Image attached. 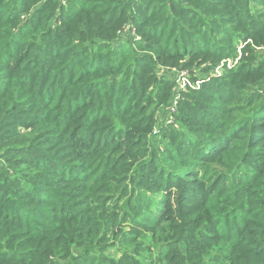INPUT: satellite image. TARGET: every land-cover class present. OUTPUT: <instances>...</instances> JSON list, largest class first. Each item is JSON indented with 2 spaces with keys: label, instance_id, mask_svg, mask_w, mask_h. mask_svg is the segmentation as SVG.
Returning a JSON list of instances; mask_svg holds the SVG:
<instances>
[{
  "label": "trees",
  "instance_id": "trees-1",
  "mask_svg": "<svg viewBox=\"0 0 264 264\" xmlns=\"http://www.w3.org/2000/svg\"><path fill=\"white\" fill-rule=\"evenodd\" d=\"M68 1L78 7L67 8L64 0H0V264H135L125 256H96L99 244L116 238L100 215L124 200L122 218L130 234L139 227L140 212L129 207L125 192L131 193L135 182L154 188L159 181L177 193L160 199L158 214L147 212L141 223L142 232L156 239V229L163 231L162 222L171 221V232L159 239L157 264H264V107L250 122L233 124V133H220L209 153L193 154L215 156L236 176L238 166L254 156L261 161L258 171L247 179L225 178L226 185L213 180L206 190L204 177L194 171L172 167L155 173L151 159L137 162L122 151L114 155L124 144L110 137L114 130L140 138L151 130L145 83H154L156 92L174 84L160 74L162 68L183 63L207 73L229 57L230 42L235 49L243 41V55L248 50L253 55L184 93L160 138L175 152L191 145L189 133L201 129L200 122L207 129L220 126L222 115L203 111L202 105L226 114L214 100L228 101L229 90L239 91L236 82L247 76L264 77V52L257 55V47L264 46L257 39V32H264V0ZM119 20V32H130H117L113 24ZM243 88L255 99L264 81ZM237 130L245 133L236 137ZM235 138L243 144L232 142ZM7 166L23 170L25 188L13 187L22 178L11 177ZM131 169L141 179L123 174ZM124 180L110 192V184ZM221 197L227 204L216 217L211 207L220 208ZM234 214L243 217L232 224Z\"/></svg>",
  "mask_w": 264,
  "mask_h": 264
},
{
  "label": "rangeland",
  "instance_id": "rangeland-1",
  "mask_svg": "<svg viewBox=\"0 0 264 264\" xmlns=\"http://www.w3.org/2000/svg\"><path fill=\"white\" fill-rule=\"evenodd\" d=\"M65 1V7L67 8H76L78 7V4L75 6H72V3H70L68 0ZM140 1V0H138ZM151 7H149L148 12H150ZM258 10V8H256ZM254 11L255 14L256 10ZM256 17H259L257 15ZM113 26L118 27V33L125 35L126 32H130L129 29H125L122 32L121 31L123 25H120V20L115 22ZM258 36L257 39L261 40L264 42V32L258 31ZM127 34V33H126ZM136 36L135 39H140V36L136 33H134ZM134 39V40H135ZM243 40L242 38H239V41ZM253 42V39L251 40ZM246 42H240L235 49H233V42H230L229 45V57L228 58H223L221 61H219V64L209 72H200L197 70V67L194 66L193 70L191 71L190 69L184 67L183 63H180L179 66L175 65L173 67H166L162 68L164 70L163 72H160L162 75L163 73L166 74L165 77L167 80H172L174 81L173 86H170V82L166 83L162 88V91H157L155 90V85L154 83H149V81H146V86H147V95H149V99L145 100L143 103L145 105H149L150 109L152 111V116H153V125L151 127V130L148 131L147 133H143L142 137L138 136L139 134L134 135V133L129 136L125 135H120L118 136L115 133V130L110 133V137L113 139H118L121 138L124 146L122 148H119L117 152L114 153L116 155L120 151L122 153H128L131 154L136 161H142L143 159H151L153 162L154 167L156 168L155 173H159L162 170H168L171 169L172 167H178V169L181 170V173H186V172H196L198 177H204V182L202 183L203 187L206 190V187L209 188V185H211L213 180H215L214 185H226L224 184V179L229 178L226 180L229 182L230 180H233V176L238 179H247L250 178L252 173L255 171H258L259 167H257L258 163L261 161L259 160L260 158L250 156L246 160H244L238 167L241 170L239 176H236L235 171L231 169L230 167H223L221 162L217 161L215 156L213 159L206 158V155L202 154L203 157H194L193 154L195 152L201 151L204 149L205 154L209 153L214 146V143L217 141V139L220 137V133H225V132H231L233 133L234 129L237 128L235 127L233 129V124L239 123L242 120H246V122L249 121V119L253 116L254 112L258 111L259 109L264 107V91L261 92V96L256 97L255 99H249L247 96V93L244 90V86H250V85H255L258 82L264 81V77L259 80V78H254L250 80V78L247 76L243 78L241 81L236 82V85L240 88L239 91L235 89H230L229 93V99L225 103L221 104L219 101L214 100L213 98L210 100L211 102L219 103L221 105V108L226 109V114L224 112L221 113V111L214 110L213 107H206L202 105V109H205L203 111H212V112H217L219 113L218 115H222L221 121L218 123L216 128H211L208 127V129H212V131L208 130L204 124L201 122L199 123L200 128H194V131L192 133H189L191 135L192 143L191 145L187 146L183 150L180 151H170L166 149V140L161 139V135L164 134V131L162 132V129L166 127L167 124H170L172 118V113L174 109L176 108V101L178 99L183 98L184 93H188V91L191 90H198L201 88L202 84L204 81H207L209 79H212L213 77H219L222 76L223 74L226 73V70L232 67L237 66L242 60L247 59L249 56H252L251 54L253 51H247L246 54L243 55L244 51V46ZM259 49L258 54L261 52H264V46L257 47ZM138 50V49H137ZM137 52H140L138 50ZM223 57V56H222ZM236 57V58H235ZM188 56H186V59ZM220 60V59H219ZM145 68V66H144ZM247 68H242V71H246ZM167 71V72H166ZM146 72V70H145ZM143 79L145 80L147 77V74L142 75ZM212 77V78H210ZM227 79V78H226ZM221 90V89H219ZM157 93V97L154 98L152 97V94ZM146 99V98H144ZM152 105H150V104ZM263 113V112H261ZM201 119V118H200ZM219 119H216L218 121ZM121 120H119L120 122ZM250 122V121H249ZM118 124V121H117ZM120 126V125H118ZM172 128H169V131H171ZM233 129V130H232ZM219 130L220 132L216 133ZM24 131V130H21ZM242 133H245V131L238 132L235 135L236 137L242 135ZM161 134V135H160ZM195 136V138H193ZM256 137H259L258 134H256ZM27 138L22 136L20 137L21 142H24ZM128 139L130 140H135L138 141L137 144L130 146ZM165 139H170L168 135L165 136ZM259 139V138H258ZM178 138H176L175 143L177 142ZM230 141V140H229ZM243 139L239 140L235 138L232 142H237V143H242L243 144ZM213 143V145H210V143ZM264 142V141H263ZM263 142H259L257 145L261 146ZM201 143V144H200ZM209 146V147H208ZM254 159V160H253ZM176 160H180V162L183 163L181 167L176 166ZM204 161L207 163L202 164ZM200 163V164H199ZM187 164V165H185ZM100 163L97 164L99 166ZM197 165V166H195ZM8 167V173L11 175V177H16L20 176L22 180H19L17 182H13V187L15 188H25L27 185H24L25 183L28 182V180L23 176L24 173L21 172L23 170H20L19 172L11 168L10 166ZM209 169V171H208ZM133 172V169L128 170L123 172V174H131ZM134 177L136 181L138 179H141V177H137L136 175L138 174L137 171H134ZM242 175V176H241ZM232 176V177H231ZM165 178V177H164ZM264 178V176H263ZM190 179V178H189ZM209 180V181H208ZM230 181V182H231ZM12 182V181H11ZM125 183V180L122 182H114L110 184V192L115 193L117 192L122 185ZM165 182H158L156 183V186L154 188H145L141 186L140 184L138 185L136 182L130 186L129 189H131V193H128V190L125 192V195L129 197V207L132 205L133 209L135 211H139L140 215L138 218V223L139 227H135V230L129 233V228L126 226L125 222H123V211L122 207L124 205V200L121 202H118V204L114 205L112 207V210L110 212H106L102 215H100V221L108 225L109 229L111 230L112 234L116 236L115 239L106 241L105 243L99 244V248L97 249L96 256H104L107 254V257L110 256H115L116 258H122L125 256L123 259H131L134 261L135 264H157L158 263V256L157 252L160 249V242L159 239L166 237V234L168 232L166 230L170 229V223L171 221H163L162 225L165 227L163 231L161 229L157 228V234H156V239L151 238L150 234H147L146 232H142V226L141 223L143 221L144 215L147 212L153 211L155 215H157V203L160 202V199H164L167 197L168 199L172 198L174 199V195H176V190L171 187L170 191L166 189ZM142 185H146V183H143ZM169 191V192H168ZM125 196V197H126ZM125 199V198H124ZM171 199V200H172ZM220 200L218 201L221 206L218 209H213L211 207V214H215L216 217L218 216L219 213L222 212V208L227 204L223 198H219ZM20 200V199H19ZM18 200V201H19ZM217 201V199H216ZM211 203H215L214 201H211ZM162 204V202L160 203ZM128 207V209H129ZM160 207V206H159ZM162 208V207H161ZM176 211V207H173ZM112 214H115L114 216ZM239 214V213H238ZM238 214H234L230 218V221L232 224L238 222L241 220V218H237L240 216H237ZM172 217L175 218V213L172 214ZM188 217H191L189 215ZM163 220V219H162ZM150 226L149 228H152L154 225V222L149 221L148 222ZM97 224H94L91 226V229L95 232L97 229ZM171 232V229L169 230ZM169 232V233H170ZM125 238L123 242V238ZM145 237V238H144ZM158 238V239H157ZM119 239V240H118ZM118 241L120 243L118 244ZM114 242V243H113ZM123 242V243H122ZM115 244V247L112 248V250H109V245ZM122 244L121 246H119ZM171 248V247H170ZM169 248V249H170ZM136 250H139V254H135L134 252ZM183 250V249H182ZM121 251H127V255H119ZM92 262V260L89 258L87 262ZM162 263H165L163 261Z\"/></svg>",
  "mask_w": 264,
  "mask_h": 264
}]
</instances>
